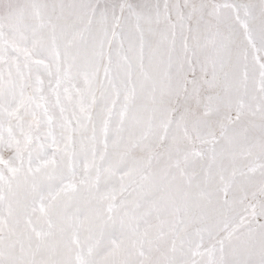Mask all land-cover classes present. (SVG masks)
<instances>
[{"label":"snow or ice","instance_id":"1","mask_svg":"<svg viewBox=\"0 0 264 264\" xmlns=\"http://www.w3.org/2000/svg\"><path fill=\"white\" fill-rule=\"evenodd\" d=\"M0 264H264V0H0Z\"/></svg>","mask_w":264,"mask_h":264}]
</instances>
